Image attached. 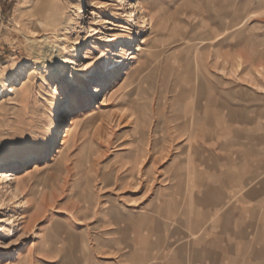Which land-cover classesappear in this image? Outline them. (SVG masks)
Here are the masks:
<instances>
[{"label":"rangeland","instance_id":"1","mask_svg":"<svg viewBox=\"0 0 264 264\" xmlns=\"http://www.w3.org/2000/svg\"><path fill=\"white\" fill-rule=\"evenodd\" d=\"M130 1L0 0V170L23 176L0 186V264H131L135 240L118 251L116 232L174 179L188 212L219 178L223 211L264 212V0H142L137 34Z\"/></svg>","mask_w":264,"mask_h":264},{"label":"crops","instance_id":"2","mask_svg":"<svg viewBox=\"0 0 264 264\" xmlns=\"http://www.w3.org/2000/svg\"><path fill=\"white\" fill-rule=\"evenodd\" d=\"M224 184L221 178L205 181L192 201L207 203L209 209L205 206L199 212L196 205L195 211L188 212L183 204L185 180H172L157 209L138 210L133 220L116 232L113 241L120 245L118 251L127 248L133 237L136 261L131 264H264V212L245 215L234 209L223 211ZM146 234L148 240L143 241ZM190 234L199 235L198 241H188L186 235ZM102 238L104 249L110 245V238ZM118 257L102 260V264H130Z\"/></svg>","mask_w":264,"mask_h":264},{"label":"bare ground","instance_id":"3","mask_svg":"<svg viewBox=\"0 0 264 264\" xmlns=\"http://www.w3.org/2000/svg\"><path fill=\"white\" fill-rule=\"evenodd\" d=\"M48 0H43V2H47ZM94 5L97 7V8H104V7H107V5H108V2H98V1H94ZM130 4H131V7H129V9L127 10V13H126V17H127V23L130 25L129 27H127V32L129 33V34H137L138 32H139V29H138V25H139V23H138V17H139V14L141 13V18H142V22H143V24H144V27H145V30L143 31V33H145V32H148V31H150L149 30V28H151V23H152V20H151V17L149 16V13H147V12H145L144 11V4H143V1L142 0H131L130 1ZM82 9H81V13H84L85 12V10H84V8H85V5H82V7H81ZM95 15H96V19H99L100 18V20L99 21H104V22H102V23H100L101 25L102 24H105V23H109V24H111V25H117L114 21H112L111 19H107V18H102V16H101V14H100V12L99 11H94L93 12ZM86 14V13H85ZM110 29H113V27H111ZM91 31V32H90ZM89 32H90V36H89V38L90 37H93V36H95V35H97V34H100V37L99 38H103V37H106V36H103L102 37V35L101 34H103V33H105L104 31H103V29L101 28V29H97V28H92L91 26H90V28H89ZM150 33V32H149ZM108 37V36H107ZM115 38H109L108 40H106V41H111V40H114ZM140 41H141V43L143 42H145V39H144V37H141L140 38ZM130 45H134V43H131ZM141 48V46H140V44L138 45H136V49H140ZM135 52L134 51H132V52H130V50H128V52H126L125 53V56H127L128 54H130L129 55V58H134L135 56L133 55ZM62 55V54H61ZM65 61L67 62V63H73L74 61L72 60V57L70 56V57H67L66 59H65ZM117 62H118V60H116ZM117 66H119V65H115L113 68H115V67H117ZM76 67V66H75ZM110 68V67H109ZM136 69V68H135ZM27 70H28V68L27 67H24L23 68V70H22V75H23V77H25L26 75H29V76H31L32 75V72H29V73H27ZM29 71V70H28ZM62 72V71H61ZM63 73V72H62ZM77 73V72H76ZM103 73V72H102ZM112 73L110 72V70H107V72H106V77L107 76H110ZM129 74V73H128ZM131 74V73H130ZM75 76L76 75H74L73 73H69V77L71 78V80H70V82H73V83H76V79H75ZM22 77V76H21ZM14 80H15V83L14 84H12V85H9L8 87H9V91H12V92H14L15 91V88H16V84H19V83H21V80H20V77L19 76H15V78H14ZM127 80V77H125V79H124V81L123 82H125ZM6 83V82H5ZM8 83V82H7ZM28 85H27V87H29V88H31V84L28 82L27 83ZM6 86V84L5 85H0V88H3V87H5ZM4 89V88H3ZM97 90V91H99L100 90V87L99 86H94V88H93V90ZM2 101H5V97H3L2 98ZM79 122V120H78V118L76 117V116H71L70 117V119H69V123L68 124H66L65 126H64V131H63V133H62V136H63V139H62V144H65L66 143V141H67V138L70 136V134H71V132H72V130H73V125H75V124H77ZM81 135V134H80ZM11 165H5L1 170H0V186L1 185H3V184H6L7 182H9V177L11 176V175H14L13 176V178H11V179H14L15 180V182L17 183V187L19 188V189H22V182H23V179H22V177L20 178V175H19V173H12L11 171V169H8V167H10ZM39 167H40V165L38 164V163H36L35 164V166H34V170H37V169H39ZM31 172V170H27V172L25 173V175H28L29 173ZM38 175V174H37ZM11 194V193H10ZM5 200L4 199H1L0 200V204H2L3 202H4ZM4 204V203H3ZM34 218L36 217V215L35 216H33ZM34 218H32V219H34ZM37 218V217H36ZM35 218V219H36ZM233 256V255H232Z\"/></svg>","mask_w":264,"mask_h":264}]
</instances>
